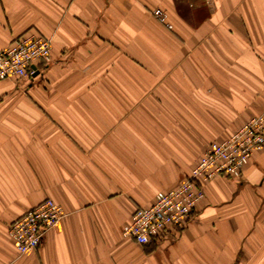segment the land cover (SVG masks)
<instances>
[{"label":"crops","instance_id":"crops-1","mask_svg":"<svg viewBox=\"0 0 264 264\" xmlns=\"http://www.w3.org/2000/svg\"><path fill=\"white\" fill-rule=\"evenodd\" d=\"M30 30L51 60L0 80V264H264V147L181 229L122 235L264 110V0H0V49ZM46 197L64 215L18 253L7 226Z\"/></svg>","mask_w":264,"mask_h":264},{"label":"built area","instance_id":"built-area-1","mask_svg":"<svg viewBox=\"0 0 264 264\" xmlns=\"http://www.w3.org/2000/svg\"><path fill=\"white\" fill-rule=\"evenodd\" d=\"M50 60V38L37 31H25L0 49V80L32 79L40 73V64ZM263 147L264 110L226 138L208 143L183 179L173 187L157 191L149 205L134 209L122 226V235L146 244L173 228L181 229L203 196L201 184L216 177L238 179L252 152ZM63 215L64 210L57 202L44 198L8 224L13 247L22 254L35 250Z\"/></svg>","mask_w":264,"mask_h":264}]
</instances>
